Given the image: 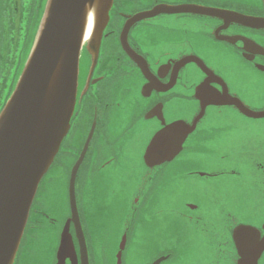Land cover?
I'll use <instances>...</instances> for the list:
<instances>
[{"label":"flooded vegetation","instance_id":"1","mask_svg":"<svg viewBox=\"0 0 264 264\" xmlns=\"http://www.w3.org/2000/svg\"><path fill=\"white\" fill-rule=\"evenodd\" d=\"M46 3L0 0V113ZM162 6L264 20V0H115L99 51L89 49L90 37L82 50L71 127L39 186L14 264H83L69 199L61 223L51 210L55 176H71L84 150L76 198L88 264H252V250L247 256L240 243L264 238V117L252 116L264 114V27L189 12L150 15ZM200 115L173 156V138L185 127L168 130ZM163 131L166 140L150 154L173 159L150 164L149 147ZM67 225L74 254L61 262Z\"/></svg>","mask_w":264,"mask_h":264},{"label":"water","instance_id":"2","mask_svg":"<svg viewBox=\"0 0 264 264\" xmlns=\"http://www.w3.org/2000/svg\"><path fill=\"white\" fill-rule=\"evenodd\" d=\"M114 1L47 0L34 46L11 97L0 113V264L15 263L39 186L71 127L77 103L82 50L90 37L89 49H93L95 53L99 51ZM173 11L203 14L231 19L242 25L264 27V20L207 7L162 6L154 9L150 15ZM187 62H194L209 73L200 60L189 58ZM203 89V85L198 87L196 94L199 95ZM252 116L264 117V114L253 113ZM200 119L201 115L192 126L173 124L168 130L174 132L185 127L183 137H178V140L173 138V156L182 150L188 134L195 129ZM165 134L163 131L153 140L146 155L148 163H164L173 159L168 158V155L154 159L151 156L158 151L161 142L166 140ZM84 154L85 150L71 172L69 205L70 221L76 226L82 263L88 264L76 198L77 174ZM246 230H240L239 234ZM248 243L243 240L240 249L248 252L249 257L248 250L251 249L252 264H258L264 251V238L253 239L251 246ZM69 250L74 254L67 225L59 251L61 262L69 257ZM163 260L159 259L153 264H160Z\"/></svg>","mask_w":264,"mask_h":264},{"label":"rangeland","instance_id":"3","mask_svg":"<svg viewBox=\"0 0 264 264\" xmlns=\"http://www.w3.org/2000/svg\"><path fill=\"white\" fill-rule=\"evenodd\" d=\"M69 179H70V173H69V171H67L66 174H63L61 176H55L54 182L56 180H57V182H56V184H54V182L52 184V187H53L52 191H54V190L56 191V193L53 194V198L55 199L54 203L56 205H55V208L51 210V214L53 217H57L59 219V221H60L59 223H61L62 220H64L67 217V215L69 214V208H68ZM85 185H86L85 179L83 177L80 178L78 181V186H77L78 197H80V192L83 191ZM83 210L84 211L86 210L84 205H83ZM84 215H86V214H84ZM60 219H62V220H60ZM99 221L101 222L102 220H99Z\"/></svg>","mask_w":264,"mask_h":264}]
</instances>
